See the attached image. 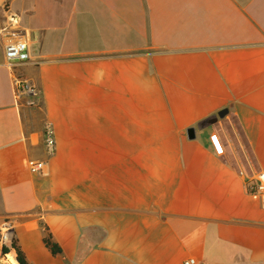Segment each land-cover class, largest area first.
Wrapping results in <instances>:
<instances>
[{
	"label": "crops",
	"instance_id": "obj_1",
	"mask_svg": "<svg viewBox=\"0 0 264 264\" xmlns=\"http://www.w3.org/2000/svg\"><path fill=\"white\" fill-rule=\"evenodd\" d=\"M12 34L28 43L15 73L39 107L15 98ZM256 172L264 0H0V229L13 224L30 264H264Z\"/></svg>",
	"mask_w": 264,
	"mask_h": 264
},
{
	"label": "built area",
	"instance_id": "obj_2",
	"mask_svg": "<svg viewBox=\"0 0 264 264\" xmlns=\"http://www.w3.org/2000/svg\"><path fill=\"white\" fill-rule=\"evenodd\" d=\"M5 58L8 67L12 70L14 75V85H15V98L18 100L22 96L27 98V104L33 107L40 106V94L38 90L31 84L23 81L21 78L17 77L15 71L20 65L26 63L30 60V50L28 43L22 38H16L13 34L9 35L5 43ZM211 141L220 155L224 152V146L217 134L211 135ZM45 144L47 146L48 152L53 154L55 150V141L53 137L52 127L47 124L45 128ZM45 162H35L32 163L30 169L33 173L42 172ZM256 181L254 184L252 182ZM250 193L254 194H264V173L256 172L253 175L252 180L247 183ZM14 241V226L10 222H6L0 229V249L3 250L7 248L10 250L5 256H9L11 252L14 251L12 245ZM184 264H197V260L190 258L185 261Z\"/></svg>",
	"mask_w": 264,
	"mask_h": 264
},
{
	"label": "rangeland",
	"instance_id": "obj_3",
	"mask_svg": "<svg viewBox=\"0 0 264 264\" xmlns=\"http://www.w3.org/2000/svg\"><path fill=\"white\" fill-rule=\"evenodd\" d=\"M227 126L233 136L234 145L236 146V150L238 152L240 161L243 163L244 167H246L245 170L249 171L250 170L249 159H248L250 152L249 147L247 146L241 131L237 128V123H235V121L227 122ZM224 151H225V147H224ZM224 154L225 153L223 152L222 155ZM235 164L239 165L238 159H235ZM0 264H12L10 257L3 255L1 249H0Z\"/></svg>",
	"mask_w": 264,
	"mask_h": 264
},
{
	"label": "trees",
	"instance_id": "obj_4",
	"mask_svg": "<svg viewBox=\"0 0 264 264\" xmlns=\"http://www.w3.org/2000/svg\"><path fill=\"white\" fill-rule=\"evenodd\" d=\"M226 112H227L226 110H223V111L220 112V114L224 115V114H226ZM218 120H219L218 116L217 115H213V116H210V117L202 120L200 122V125H205V124H207L209 122H216ZM44 243L47 246V248H49V250L51 251V253L53 255L61 254L62 250H61L60 246L53 240V237H52V235L49 232H47L45 234V236H44ZM12 247H13L15 253H16V260H17L18 264H30L28 262L26 256H25L23 250L17 244V241L15 239L13 241ZM9 252H10V250L7 249V248H4L2 250L3 255L8 254Z\"/></svg>",
	"mask_w": 264,
	"mask_h": 264
},
{
	"label": "water",
	"instance_id": "obj_5",
	"mask_svg": "<svg viewBox=\"0 0 264 264\" xmlns=\"http://www.w3.org/2000/svg\"><path fill=\"white\" fill-rule=\"evenodd\" d=\"M218 116V119L220 118V117H223L224 115H221L220 113L217 115ZM218 121H216V122H209V123H207V124H205V125H199V127H207V126H210V125H213V124H215V123H217ZM187 135H188V137H189V139H194L195 138V129L194 128H190V129H188V131H187ZM18 263V262H17Z\"/></svg>",
	"mask_w": 264,
	"mask_h": 264
},
{
	"label": "bare ground",
	"instance_id": "obj_6",
	"mask_svg": "<svg viewBox=\"0 0 264 264\" xmlns=\"http://www.w3.org/2000/svg\"><path fill=\"white\" fill-rule=\"evenodd\" d=\"M9 257H10V260H11L12 264H17L16 259L14 258L13 255H10Z\"/></svg>",
	"mask_w": 264,
	"mask_h": 264
}]
</instances>
